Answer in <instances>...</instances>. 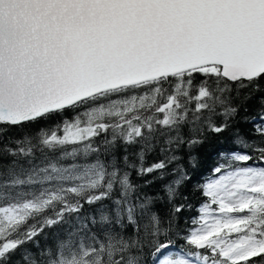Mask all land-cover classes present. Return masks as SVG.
<instances>
[{"label":"snow or ice","instance_id":"snow-or-ice-1","mask_svg":"<svg viewBox=\"0 0 264 264\" xmlns=\"http://www.w3.org/2000/svg\"><path fill=\"white\" fill-rule=\"evenodd\" d=\"M0 264H264V0H0Z\"/></svg>","mask_w":264,"mask_h":264},{"label":"trees","instance_id":"trees-1","mask_svg":"<svg viewBox=\"0 0 264 264\" xmlns=\"http://www.w3.org/2000/svg\"><path fill=\"white\" fill-rule=\"evenodd\" d=\"M259 105L256 102V100H253L249 103V109L250 115L255 116L257 114ZM241 127L242 131L247 135L250 131L251 125L247 124H241L239 125ZM25 133H36V129H27V130H20V129H13L11 131L5 132L3 134V142H7L8 137H21ZM185 136H187V129H185ZM233 147L232 144V131H226L223 134L216 135L213 133H205L204 136V142L200 145L195 146L192 149H188L186 146L182 148L178 155L181 156V163L184 165V167L187 169L190 175H192L193 179L191 184L187 186L186 192L191 193L192 192V186L199 182L203 175H206L208 172V169L211 166H214L216 162L220 159V153L221 152H227L229 149ZM194 156L196 158L197 167L193 169L191 165L189 164V156ZM162 157L160 154L154 153L149 154L147 160L148 163H152L157 159H161ZM133 180L137 183H142L143 181L138 179L133 174ZM150 178V177H149ZM170 179V177H169ZM160 188V182L157 184L151 186L150 188L145 189V191H159ZM193 202H197L195 197H193ZM55 231V229L51 230ZM46 241L44 239L41 240V244H44ZM47 243L51 244L53 243V238H48Z\"/></svg>","mask_w":264,"mask_h":264}]
</instances>
